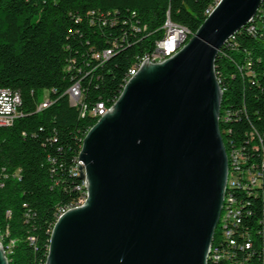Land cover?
Segmentation results:
<instances>
[{
	"label": "trees",
	"instance_id": "1",
	"mask_svg": "<svg viewBox=\"0 0 264 264\" xmlns=\"http://www.w3.org/2000/svg\"><path fill=\"white\" fill-rule=\"evenodd\" d=\"M215 1L0 0V87L20 96V115L0 126V233L7 264H45L55 211L72 206L84 190L70 169L96 117L80 116L66 89L79 81L88 106L95 100L110 105L132 62L162 36L167 15L194 33ZM250 21L219 48L214 71L222 90L218 123L226 154L235 148L257 162L264 150L263 1ZM105 48L112 51L98 64L91 54ZM44 91L50 103L37 109ZM236 195L231 206L246 196ZM225 196L228 188L223 211ZM251 197L250 217L235 209L237 225L256 227L264 218V199ZM220 230L216 226L212 246L219 245ZM257 242L242 264H264Z\"/></svg>",
	"mask_w": 264,
	"mask_h": 264
},
{
	"label": "water",
	"instance_id": "2",
	"mask_svg": "<svg viewBox=\"0 0 264 264\" xmlns=\"http://www.w3.org/2000/svg\"><path fill=\"white\" fill-rule=\"evenodd\" d=\"M262 1L219 0L177 52L142 61L81 140L86 199L53 223L45 264H206L227 177L214 60Z\"/></svg>",
	"mask_w": 264,
	"mask_h": 264
},
{
	"label": "built area",
	"instance_id": "3",
	"mask_svg": "<svg viewBox=\"0 0 264 264\" xmlns=\"http://www.w3.org/2000/svg\"><path fill=\"white\" fill-rule=\"evenodd\" d=\"M264 2V0H263ZM214 7V2L209 8ZM134 15V12H132ZM251 22V21H250ZM105 21H102L104 24ZM135 30L137 26L133 25ZM162 36L155 40L154 48L137 57L130 66V77L134 74L136 69L142 61L148 57L150 63L160 62V55L167 54L174 50V36H182V41H185L186 37L193 33H185V26L173 22L167 15L162 25ZM109 51L111 48H105L102 50L93 51L91 58L96 62L102 63L109 57ZM129 77V78H130ZM68 96L69 104L76 106L80 109V116H89L95 118L98 113L104 110L106 105L103 100H95L91 106H88L83 101V92L79 81H74L65 91ZM20 103L19 93L11 88L0 87V126H9L13 123L14 119L20 115L18 111V104ZM50 101L44 98L37 106V109L46 107ZM77 158L74 165L71 167L70 172L72 175L78 173ZM7 178H11V175H6ZM82 190L80 196L73 202V207L80 206L86 199L85 180H82ZM225 188H228V196H225L226 202V215H228V222L223 225V230L219 231V245H214V264H218L221 261H226L228 264H242L249 257L251 248L254 243L264 247V218L258 220V226L248 227L244 225H235L234 210L244 209V218L251 216V210L248 207L251 196H259L264 199V150L261 152L259 161H249L248 156H245L242 151L233 148L227 155V179ZM79 190L80 187L76 186ZM236 193L240 197L239 206H231V199H237ZM245 194V195H244ZM244 203L245 205H242ZM73 207H58L55 211L57 213H64L66 210ZM2 237L0 233V245L2 246ZM30 241L33 240L32 236H28ZM13 241L11 240L6 249L9 250ZM3 248V246H2ZM4 249V248H3ZM5 251V250H4Z\"/></svg>",
	"mask_w": 264,
	"mask_h": 264
},
{
	"label": "bare ground",
	"instance_id": "4",
	"mask_svg": "<svg viewBox=\"0 0 264 264\" xmlns=\"http://www.w3.org/2000/svg\"><path fill=\"white\" fill-rule=\"evenodd\" d=\"M218 1H219V0H216L215 3H214V5H215ZM211 9H212V8H209V11H206V13L208 14V13L210 12ZM250 20H251V19H250ZM250 20H249V21H250ZM185 33H187V32L185 31ZM191 36H192V35H189V37H186V38H185V41H182V36H174V50H171V52H168L167 54L160 55V61H162V60L165 59V58L170 57V56L173 55L175 52H177L180 48H182V47L187 43V41L189 40V38H190ZM109 52H110V51H109ZM139 66H140V65H139ZM136 70H137V69H136ZM129 77H130V69H129V71H128V76H127V78H126L124 84L127 82V80L129 79ZM124 84H123V86H124ZM123 86H122V87H123ZM117 97H118V96H117ZM115 100H116V99H115ZM115 100H114L110 105H104V110L101 111V113H98L97 116H95V117H96V120H97L100 116H102L104 113H106L107 111L110 110V108H111L112 104L115 102ZM77 162L80 163L79 160H77ZM78 174H79V173H78ZM226 179H227V177H226ZM82 180H83V179H82ZM225 191H226V188H224V193H223V198H222V204H221V210H220V214H219V218H218V223H217V226H220V228H221L220 231L223 230V225H226V222H228V215H226V210L223 211V201H224V194H225ZM70 207H73V205L70 206ZM61 214H62V213H58L56 219H57ZM238 215H239V211L234 210V220H235V225H237L238 222H239V217H238ZM211 240H212V239H211ZM213 253H214V246H212V245H211V242H210V244H209V246H208V249H207V254H206V264H208V262H209V260H210L211 258L214 259V255H213Z\"/></svg>",
	"mask_w": 264,
	"mask_h": 264
},
{
	"label": "rangeland",
	"instance_id": "5",
	"mask_svg": "<svg viewBox=\"0 0 264 264\" xmlns=\"http://www.w3.org/2000/svg\"><path fill=\"white\" fill-rule=\"evenodd\" d=\"M44 98L47 96V92L46 91H44ZM213 255H214V253H213Z\"/></svg>",
	"mask_w": 264,
	"mask_h": 264
}]
</instances>
